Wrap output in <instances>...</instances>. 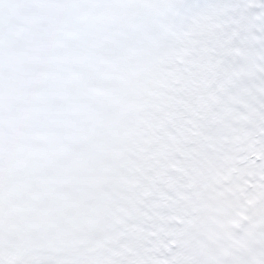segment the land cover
<instances>
[{"label": "snow or ice", "instance_id": "obj_1", "mask_svg": "<svg viewBox=\"0 0 264 264\" xmlns=\"http://www.w3.org/2000/svg\"><path fill=\"white\" fill-rule=\"evenodd\" d=\"M0 264H264V0H0Z\"/></svg>", "mask_w": 264, "mask_h": 264}]
</instances>
